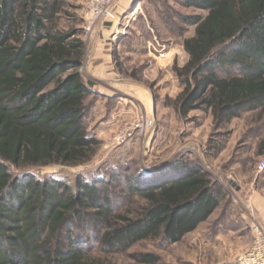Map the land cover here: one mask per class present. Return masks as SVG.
<instances>
[{
    "label": "trees",
    "instance_id": "1",
    "mask_svg": "<svg viewBox=\"0 0 264 264\" xmlns=\"http://www.w3.org/2000/svg\"><path fill=\"white\" fill-rule=\"evenodd\" d=\"M65 1L0 0V264H111L110 255L144 240L180 242L228 195L188 159L149 176L124 167L74 183L13 175L10 165L85 164L100 144L87 123L96 91L80 71L86 45L79 30L59 27ZM176 1L207 11L181 17L195 33L183 41L187 64L174 67L180 113L210 110L216 126L245 112L264 116V0Z\"/></svg>",
    "mask_w": 264,
    "mask_h": 264
},
{
    "label": "rangeland",
    "instance_id": "2",
    "mask_svg": "<svg viewBox=\"0 0 264 264\" xmlns=\"http://www.w3.org/2000/svg\"><path fill=\"white\" fill-rule=\"evenodd\" d=\"M90 1L66 0L59 27L79 30L86 45L80 71L101 91L94 89L96 94L86 99L87 123L100 144L85 164L22 168L10 165L9 170L14 176L30 174L42 180L55 177L74 183L80 175L89 179L108 177L112 169L124 171L129 167L149 176L172 162L193 161L228 193L210 220L178 243L144 240L126 253L110 255L108 260L111 264H143L131 255L151 252L159 256L156 264L233 263L249 245L240 249L241 245H223L214 240L215 232L231 226L232 218L226 216L221 223L216 222L224 211L239 217L240 210H255L253 201L260 196L264 199V169L259 168L264 161V116L260 110L245 112L216 126L210 110L180 113L178 99L184 86L174 67L187 64L189 55L183 41L195 33V26L184 24L181 17L205 16L207 11L184 7L176 0H122L118 9L117 1L114 16L93 32ZM117 30L121 32L118 35ZM88 60L93 67L86 66ZM53 86L54 83L49 88ZM143 115L150 126L144 132L133 131L123 144H116L120 132L133 130ZM123 187L124 184L117 187L119 197ZM247 201L252 202L251 207ZM128 202L130 196L122 197L115 207L122 209ZM88 246L93 253H99L97 244Z\"/></svg>",
    "mask_w": 264,
    "mask_h": 264
},
{
    "label": "built area",
    "instance_id": "3",
    "mask_svg": "<svg viewBox=\"0 0 264 264\" xmlns=\"http://www.w3.org/2000/svg\"><path fill=\"white\" fill-rule=\"evenodd\" d=\"M118 0H91V14L90 29L95 31V28L104 23L110 17L115 14L116 4ZM164 56V54H162ZM151 122L145 115L138 119V123L135 128L130 130L125 129L118 135V145L123 144L128 137L133 136V131L144 132ZM260 169H264V161L260 164ZM249 227L252 231L251 244L238 256V258L231 264H264V226L259 221L253 211L249 213Z\"/></svg>",
    "mask_w": 264,
    "mask_h": 264
},
{
    "label": "crops",
    "instance_id": "4",
    "mask_svg": "<svg viewBox=\"0 0 264 264\" xmlns=\"http://www.w3.org/2000/svg\"><path fill=\"white\" fill-rule=\"evenodd\" d=\"M128 1L131 2L132 0H126L125 2H128ZM121 2H122V0H118L117 9L121 6ZM105 28H109V25H106ZM109 31L110 30H107V32H109ZM120 33L121 32H119V30H117V33H115V34L118 35ZM111 34H112V31H111ZM115 34L113 33V35H115ZM113 37H116V36H113ZM90 58H91V56H90ZM99 65H101V64H99ZM86 66H88V67L92 66L93 67V65L90 62V60H88V63H87ZM98 72H99V70H98ZM96 86L97 85L94 86V89L97 90L98 93H101L100 89H97ZM102 94L105 95L106 93H102ZM254 196L255 195L253 193V197ZM261 198L262 197L260 196L259 199L253 201L254 202L253 204L256 207H254L255 210L254 209L253 210L250 209V210L255 213V215L257 216V218L259 219V221L264 226V199H261ZM256 201H257V204H256ZM249 205L251 207V205H252V202L251 201H249V202L247 201V206H249ZM250 210L247 209V210H244L243 212L240 210V212L238 213L239 214V217H234V216H236V214L231 213V212H228L229 215H227L226 214L227 211L226 212L224 211L222 213V215H220L218 217L217 221L219 219H221V221L219 222V223H221L222 220L224 221L225 217L227 216V218H232V223H230L231 226L225 227L221 231L220 230L219 231L217 230L215 232L214 240H216L217 242L221 241V243L223 245H241L240 246L241 247L240 249H242V248L247 247L248 245H250L251 242H252V231L249 228V218H248L249 217ZM215 212L208 218L207 221L210 220V218L215 214ZM207 221H205V222H207ZM205 222H202L201 224H203ZM199 226H198V228H199Z\"/></svg>",
    "mask_w": 264,
    "mask_h": 264
},
{
    "label": "water",
    "instance_id": "5",
    "mask_svg": "<svg viewBox=\"0 0 264 264\" xmlns=\"http://www.w3.org/2000/svg\"><path fill=\"white\" fill-rule=\"evenodd\" d=\"M233 185H235V183H233Z\"/></svg>",
    "mask_w": 264,
    "mask_h": 264
}]
</instances>
